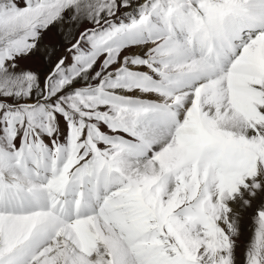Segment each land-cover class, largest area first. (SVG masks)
I'll return each mask as SVG.
<instances>
[{
	"label": "snow or ice",
	"instance_id": "6c2138e0",
	"mask_svg": "<svg viewBox=\"0 0 264 264\" xmlns=\"http://www.w3.org/2000/svg\"><path fill=\"white\" fill-rule=\"evenodd\" d=\"M0 264H264V0H0Z\"/></svg>",
	"mask_w": 264,
	"mask_h": 264
},
{
	"label": "rangeland",
	"instance_id": "374dc122",
	"mask_svg": "<svg viewBox=\"0 0 264 264\" xmlns=\"http://www.w3.org/2000/svg\"><path fill=\"white\" fill-rule=\"evenodd\" d=\"M84 23L88 24L89 27H92L89 22ZM45 46L54 47L57 50V56L62 53L67 47V43L64 40L63 33L59 30V26H57V28L52 29L51 32L45 34L38 56L36 58L28 59L23 62L24 65L29 67L31 70L37 71L41 75L47 73L50 70L52 63L57 58L56 56H53L51 60H49L44 54Z\"/></svg>",
	"mask_w": 264,
	"mask_h": 264
}]
</instances>
